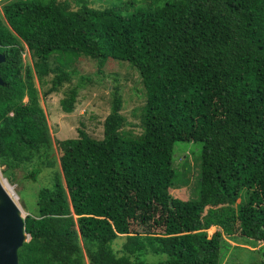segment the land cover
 <instances>
[{"label": "trees", "instance_id": "16d2710c", "mask_svg": "<svg viewBox=\"0 0 264 264\" xmlns=\"http://www.w3.org/2000/svg\"><path fill=\"white\" fill-rule=\"evenodd\" d=\"M0 1V165L34 164L32 180L49 169L24 217L30 237L18 264H221L229 240L258 245L248 264H264V0H106L76 9L68 0ZM82 58L95 71L64 88L61 109L72 111L86 82L103 80L107 62L126 63L142 84L141 131L124 128L113 77L103 136L80 128L58 141L59 171L39 94L70 82ZM34 79L47 86L40 91ZM178 141L199 142V157L193 151L174 165ZM194 163L191 195L173 196L169 188L188 184ZM131 218L157 229L132 232ZM148 250L166 257L140 259Z\"/></svg>", "mask_w": 264, "mask_h": 264}, {"label": "rangeland", "instance_id": "374dc122", "mask_svg": "<svg viewBox=\"0 0 264 264\" xmlns=\"http://www.w3.org/2000/svg\"><path fill=\"white\" fill-rule=\"evenodd\" d=\"M69 6L71 9L78 8L82 2H86L88 5L93 7H103L106 5V0H68ZM136 1V0H134ZM114 0H109L107 4L113 3ZM1 3V1H0ZM23 55L24 62H31V58L29 53L25 51ZM69 65V64H68ZM77 65V64H74ZM68 67V66H67ZM74 67V66H72ZM95 65L91 63V61L86 58H82L80 60V65H77L75 68L77 69L76 75L71 76L70 82H66L63 87L55 92H50L46 95L40 92L39 94V103L45 113L46 122L48 125V130L51 134V144L53 148V153L56 161V166L53 169H57L60 171V167L58 164V158L61 153V150L58 147V141L66 138H75L78 136V129H84V131L94 137L101 138L103 136V126L102 122L106 115L108 114L110 108V99L111 94L110 90L112 89V84L117 82L119 86V90L122 96V105L119 109L120 113H122L126 120L127 124L124 128L132 130L134 133H139L141 131L140 127V119L139 112L140 106L144 102V97L142 95L141 86L142 84L139 82L140 78L136 70L132 67L128 66L126 63H116V62H107L103 67V80L100 83H95L93 81L86 82L83 87L78 89L77 95L75 97L73 103V109L70 112H64L61 109L60 99L64 97L65 92H63L64 88L68 86H72L78 80V76L81 74L85 75H93L95 71ZM71 68V66L69 67ZM51 75L47 76L50 78ZM113 77H117V81L112 83ZM136 79V82H135ZM35 85L38 89H43L47 86V84L43 87L38 85L36 79H34ZM67 86V87H68ZM24 100L26 97L23 98ZM130 123V124H129ZM183 149L181 151H178ZM178 151V152H177ZM197 152L198 157L200 153V143L191 142V141H178L174 145V165L179 166L181 161L184 159V154L186 155L187 160H191L192 154L190 152ZM177 152V153H176ZM34 164L25 163L22 166H16V168H12V171H4L3 165H0V181L4 186L3 179L5 178L7 182V187L9 190L15 192L16 203L21 208V215L24 216L28 211L33 210L35 208V199L36 192L39 187L44 184H48L49 180V169H43L38 173L35 180L27 177L28 172L34 167ZM192 169L190 171L185 172L184 174L188 178V184L177 187H170V193L178 198L187 199L188 196L191 195V189L189 186H192L193 180L196 175L198 176L197 165L194 163L191 165ZM12 176V177H11ZM181 180L180 176L177 180ZM13 192V193H14ZM197 196V191L195 189V194L191 196L194 198ZM124 198V196H122ZM127 199L129 197L127 196ZM152 222V219H149V223ZM154 226H146L143 225L139 221L138 218H131L129 230L132 232L145 233L152 229ZM157 227H154V229ZM215 230L214 226H211L207 229L208 234L210 235ZM124 240V236H119L113 240L111 246L114 250H120L122 247L121 243ZM247 242H236L229 240V245L223 252V257L221 260V264H248L252 260L256 259L257 255L254 254L253 249H257V246H251L246 244ZM224 250V249H223ZM252 251V252H251ZM83 254L84 248H82ZM166 257L165 254L148 252L144 253L140 256V259L145 260L146 262H159L164 260ZM87 261V258H85Z\"/></svg>", "mask_w": 264, "mask_h": 264}, {"label": "water", "instance_id": "95a60500", "mask_svg": "<svg viewBox=\"0 0 264 264\" xmlns=\"http://www.w3.org/2000/svg\"><path fill=\"white\" fill-rule=\"evenodd\" d=\"M0 52V63L4 61ZM4 84L0 77V85ZM28 239L20 208L0 182V264H18L17 250Z\"/></svg>", "mask_w": 264, "mask_h": 264}, {"label": "clouds", "instance_id": "9594fccd", "mask_svg": "<svg viewBox=\"0 0 264 264\" xmlns=\"http://www.w3.org/2000/svg\"><path fill=\"white\" fill-rule=\"evenodd\" d=\"M5 179V178H4ZM3 179V183L6 185V186H4L3 184H2V182H1V185L3 186V188L6 190V192L10 195V197L15 201L16 200V197H15V192H14V190H13V192L11 191V190H9L8 188H6L7 187V184H6V181ZM9 184V183H8ZM10 185V184H9ZM15 194V195H14ZM15 203H16V201H15ZM17 204V203H16ZM17 206H18V204H17ZM19 207V206H18ZM20 208V207H19ZM33 210H34V208H33ZM33 210H31V211H33ZM30 211H28L27 213H26V215L29 213ZM20 214H21V208H20ZM23 217V219H24V217H25V215L24 216H22ZM215 228V227H214ZM25 231V230H24ZM26 232V231H25ZM26 233H28V232H26ZM29 237H30V235H29V233H28V239H29ZM27 239V240H28ZM27 240H25V241H27Z\"/></svg>", "mask_w": 264, "mask_h": 264}, {"label": "bare ground", "instance_id": "6f19581e", "mask_svg": "<svg viewBox=\"0 0 264 264\" xmlns=\"http://www.w3.org/2000/svg\"><path fill=\"white\" fill-rule=\"evenodd\" d=\"M5 180V179H4ZM6 181V180H5ZM6 183L8 184V182L6 181Z\"/></svg>", "mask_w": 264, "mask_h": 264}]
</instances>
